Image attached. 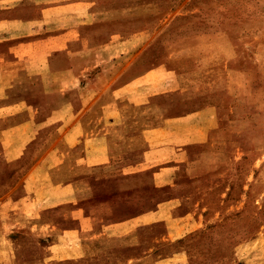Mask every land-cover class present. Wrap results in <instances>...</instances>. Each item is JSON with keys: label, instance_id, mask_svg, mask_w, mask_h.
Masks as SVG:
<instances>
[{"label": "crops", "instance_id": "crops-1", "mask_svg": "<svg viewBox=\"0 0 264 264\" xmlns=\"http://www.w3.org/2000/svg\"><path fill=\"white\" fill-rule=\"evenodd\" d=\"M100 2L0 0V264L23 233L44 264H160L176 180L264 152L249 31L191 30L197 0Z\"/></svg>", "mask_w": 264, "mask_h": 264}, {"label": "rangeland", "instance_id": "rangeland-1", "mask_svg": "<svg viewBox=\"0 0 264 264\" xmlns=\"http://www.w3.org/2000/svg\"><path fill=\"white\" fill-rule=\"evenodd\" d=\"M170 1L176 2L168 3V6L178 7L186 0ZM197 1L200 3L188 11L189 19L198 23L191 30L220 26L232 31L235 27L231 22L234 21L239 26L238 34L249 31L250 63L251 60L258 62L262 67L257 74L264 73V0ZM118 4H102L97 0L95 6ZM12 7L0 8V22L10 19ZM257 84L254 79L252 86L255 90H264ZM256 112L259 116H255L257 122L254 125H264V110L256 108ZM258 132L262 134V131ZM252 134L250 132V136ZM231 150L232 155H238ZM260 154L256 158L255 152L250 153L249 161L225 155L217 178L202 182L193 178L176 180L174 191L180 200L175 213L183 217L182 220L175 217L179 227L171 232L172 238L153 245V253L157 260H161L160 264L164 263V258L170 259L166 264H264V163L259 165L264 162V152ZM214 171L210 167L207 173ZM150 203L149 199L145 200L143 208L151 206ZM134 212L127 207L118 216H129ZM159 230L162 232L164 228ZM19 239L23 242L22 247L27 245V248L18 251L17 263L44 264L36 259L43 253L38 243L24 233Z\"/></svg>", "mask_w": 264, "mask_h": 264}]
</instances>
